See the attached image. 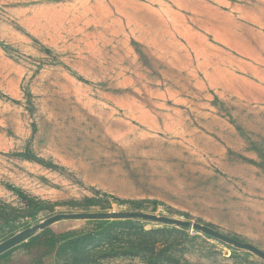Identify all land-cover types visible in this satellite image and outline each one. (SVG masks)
<instances>
[{
  "label": "rangeland",
  "instance_id": "374dc122",
  "mask_svg": "<svg viewBox=\"0 0 264 264\" xmlns=\"http://www.w3.org/2000/svg\"><path fill=\"white\" fill-rule=\"evenodd\" d=\"M45 228L43 264H264V0H0V253Z\"/></svg>",
  "mask_w": 264,
  "mask_h": 264
},
{
  "label": "trees",
  "instance_id": "16d2710c",
  "mask_svg": "<svg viewBox=\"0 0 264 264\" xmlns=\"http://www.w3.org/2000/svg\"><path fill=\"white\" fill-rule=\"evenodd\" d=\"M19 197H26L25 194L19 190ZM115 224H123L122 222H116ZM105 224H98L93 228L95 231L100 232L106 230ZM79 235V232H65L57 233L53 228H45L35 236L31 237L27 243H23V247L30 253L32 250H37L33 258L34 264H43V260L46 257L51 256L56 251H58L59 246L72 238ZM15 249H11L0 253V264H11L12 257Z\"/></svg>",
  "mask_w": 264,
  "mask_h": 264
},
{
  "label": "water",
  "instance_id": "95a60500",
  "mask_svg": "<svg viewBox=\"0 0 264 264\" xmlns=\"http://www.w3.org/2000/svg\"><path fill=\"white\" fill-rule=\"evenodd\" d=\"M2 253V252H1Z\"/></svg>",
  "mask_w": 264,
  "mask_h": 264
}]
</instances>
